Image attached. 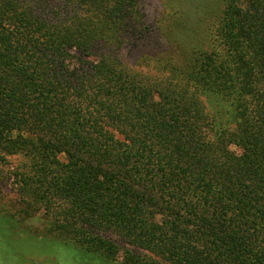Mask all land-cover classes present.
<instances>
[{"label": "trees", "instance_id": "1", "mask_svg": "<svg viewBox=\"0 0 264 264\" xmlns=\"http://www.w3.org/2000/svg\"><path fill=\"white\" fill-rule=\"evenodd\" d=\"M145 1L0 0V151L32 153L28 197L88 252L264 264V0H225L218 48L161 76L123 59Z\"/></svg>", "mask_w": 264, "mask_h": 264}, {"label": "rangeland", "instance_id": "2", "mask_svg": "<svg viewBox=\"0 0 264 264\" xmlns=\"http://www.w3.org/2000/svg\"><path fill=\"white\" fill-rule=\"evenodd\" d=\"M224 4L225 0H146L150 39L140 49L125 50L123 59L149 75L161 76L166 62L187 72L195 53L218 48L215 29ZM32 166L30 152L0 151V264H125L126 251L154 258L114 235H109L117 246L114 259L77 246L58 227V201L28 197L24 182ZM44 204H51V210Z\"/></svg>", "mask_w": 264, "mask_h": 264}]
</instances>
